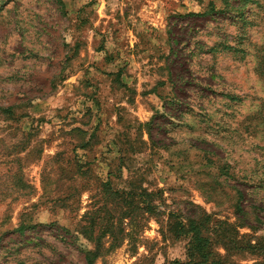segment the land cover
<instances>
[{
  "label": "rangeland",
  "instance_id": "rangeland-1",
  "mask_svg": "<svg viewBox=\"0 0 264 264\" xmlns=\"http://www.w3.org/2000/svg\"><path fill=\"white\" fill-rule=\"evenodd\" d=\"M191 223L264 264V0H0V261L187 264Z\"/></svg>",
  "mask_w": 264,
  "mask_h": 264
},
{
  "label": "trees",
  "instance_id": "trees-1",
  "mask_svg": "<svg viewBox=\"0 0 264 264\" xmlns=\"http://www.w3.org/2000/svg\"><path fill=\"white\" fill-rule=\"evenodd\" d=\"M58 2L61 3V0H58ZM229 45H226V48ZM225 48V47H223ZM55 223H50V225H54ZM36 227L35 225H32L30 227H26L23 225L18 226L16 229L9 231V233H17L19 236H23L24 233L27 230H30V228ZM66 234H69V236L72 239H75L74 233H72L68 228L66 227H60ZM191 232L190 234V239L187 243V264H224L220 258H215L212 257V251H211V241L208 239V237L204 236L201 234L200 229L197 224L191 223L190 229L188 230ZM36 237H30L26 238L24 241H22L19 244H28L31 242H34ZM2 241V237L0 236V243ZM256 246L252 245L251 243H248V245H243L237 247L236 245L232 246V249L234 250H245V249H254ZM11 254V252H8V254ZM87 258H86V263L87 264H92L93 260L95 259V255H90L91 251H87ZM6 261L1 262L0 264H5ZM173 264H182L179 261H173ZM185 264V263H184Z\"/></svg>",
  "mask_w": 264,
  "mask_h": 264
}]
</instances>
